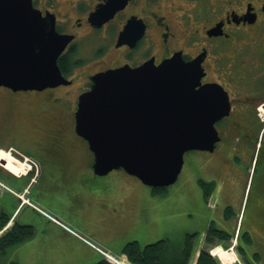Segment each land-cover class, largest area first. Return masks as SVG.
Returning a JSON list of instances; mask_svg holds the SVG:
<instances>
[{"label": "flooded vegetation", "instance_id": "af4514ba", "mask_svg": "<svg viewBox=\"0 0 264 264\" xmlns=\"http://www.w3.org/2000/svg\"><path fill=\"white\" fill-rule=\"evenodd\" d=\"M31 2L67 40L57 64L70 83L43 90L0 86V153L27 167L16 176L5 166L14 172L21 167L7 155L0 157V181L32 201L30 189L43 172L41 162L61 169L50 171L49 179L85 174L90 181L104 179L108 174L93 173L87 143L86 148L73 136L78 98L91 88L92 77L145 62L158 66L172 58L194 63L199 86L221 94L224 111L213 123L216 140L203 150H191L203 155L204 199L214 197L213 207L220 208L224 224L230 225L217 228L213 219L204 238L214 226L224 234L221 242H235L241 258L254 264L250 258L261 257L257 245L264 247V0ZM78 147L91 154L90 173L81 172L85 156L80 164L73 162L72 148ZM1 197L0 215L12 223L10 230L26 225L19 223L18 214L11 216L14 207H27L21 197L4 192ZM246 241L255 249L245 247Z\"/></svg>", "mask_w": 264, "mask_h": 264}, {"label": "water", "instance_id": "95a60500", "mask_svg": "<svg viewBox=\"0 0 264 264\" xmlns=\"http://www.w3.org/2000/svg\"><path fill=\"white\" fill-rule=\"evenodd\" d=\"M66 41L31 0H0V86L43 90L70 83L57 64ZM195 67L172 58L92 77L74 118L95 175L123 169L145 186L167 187L177 180L186 152L216 140L222 95L199 86Z\"/></svg>", "mask_w": 264, "mask_h": 264}, {"label": "rangeland", "instance_id": "374dc122", "mask_svg": "<svg viewBox=\"0 0 264 264\" xmlns=\"http://www.w3.org/2000/svg\"><path fill=\"white\" fill-rule=\"evenodd\" d=\"M73 136L77 142H81L82 146L87 148L84 139L76 134ZM82 155L85 156L83 149L72 148L73 162L80 164ZM10 159L22 167L23 163L13 157ZM202 159L201 152H186L177 180L155 196L150 187L141 183L137 186L129 185L130 196L127 216L124 214L122 219L123 225H121L120 215L115 216L116 214L112 220H102V216L106 213V206L97 202V197L93 194L96 192L95 190L90 192L88 184V190H84L81 186V179H49L50 171L58 173L61 169L57 164L52 166L41 162L43 172L30 189L32 201L27 200L22 193H16L23 198L24 203L32 202L55 219L58 217L54 215L55 213L62 215L61 221L88 242L81 240L76 235L73 236L76 240L65 235H47L44 231V214L28 207L23 209L20 207L17 210V213L20 211L18 213L19 223L33 225V234L27 240L8 246L3 252L0 251V264H94L99 260L108 264H117L116 260L131 264L125 255L120 254L122 247L129 242L136 241L140 247H143L148 243L167 238L172 243L178 244L183 241L186 235L196 234L189 262V264H194L195 256L205 245L204 233L209 222L216 219L217 228L230 227V225L224 224L220 208L213 207L214 197H211L209 202L204 199L200 184L203 176ZM5 168L17 176L25 174V170L14 172L13 169L6 166ZM47 179L49 180L47 181ZM11 188L13 189V187ZM82 196L86 197V203H81ZM3 198H0V205H3ZM245 200L246 197H244ZM2 209L8 210L7 207H2ZM234 214L237 212L233 211L232 219H230L231 227L235 225ZM11 224L7 223L6 228L3 227L4 230L0 229V238L10 230ZM105 224L107 226L103 228ZM122 229L123 231L120 233ZM250 246V250L255 249L254 245L246 241L245 247ZM257 246L260 248L261 257L256 256L257 259H250L254 264L259 261H261L260 264H263L264 247ZM219 247L232 257V264H247L237 252L234 243L217 242L209 246V250ZM97 248L105 253L108 252L113 260L104 256ZM214 257L217 259V256ZM218 261L220 264L222 263L220 260Z\"/></svg>", "mask_w": 264, "mask_h": 264}, {"label": "trees", "instance_id": "16d2710c", "mask_svg": "<svg viewBox=\"0 0 264 264\" xmlns=\"http://www.w3.org/2000/svg\"><path fill=\"white\" fill-rule=\"evenodd\" d=\"M165 190L164 187L151 188L152 194L155 196ZM6 225V219L0 215V229ZM33 234V228L29 225H18L8 231L0 238V251H4L6 247L21 243ZM196 234H188L181 243H172L169 239H160L156 242L148 243L143 247L136 241L125 244L120 250V254H124L131 264H189L193 253V240ZM212 238H216L214 240ZM224 240V234L211 226L207 230L204 239L205 245L199 251L195 264H220L218 259L209 253V246L214 243H220ZM95 264H108L100 261Z\"/></svg>", "mask_w": 264, "mask_h": 264}, {"label": "crops", "instance_id": "0c3cea01", "mask_svg": "<svg viewBox=\"0 0 264 264\" xmlns=\"http://www.w3.org/2000/svg\"><path fill=\"white\" fill-rule=\"evenodd\" d=\"M89 156H90L89 153L88 155L87 154L85 155L83 165L81 166L82 167L81 172H84V173L91 172L89 168L91 156L90 157ZM76 176L77 175H72L69 178L70 179H76V178L81 179L82 180L81 186L84 190H88L87 189V184H88L90 192L95 190L96 193H93V194L96 195L97 202L101 205L106 206V213L104 216H102V220L104 221L112 220V217L114 216V214H116L115 216L120 215L121 225H123V220H122L123 216L124 214L127 216V209H128L127 205H128L129 196H130L129 185L137 186L140 182L136 178L126 174L122 170H115L109 173L104 179L99 180L100 183L98 181H90L91 175L89 176V174H85L83 176L81 175V177L80 175L78 177ZM88 181H90V183H88ZM135 188L136 190H138L137 187ZM4 193H7L10 195V193L6 191H4ZM80 200H81V203L87 202L86 197H83V196L80 198ZM54 215L58 216L57 218L61 221L62 215H59L57 213H55ZM106 226L107 225L105 224L103 228H105ZM45 227L47 230L45 229ZM44 231H46L47 235H52V236L65 235V236H70L72 238L75 237L74 235L68 233L62 226L48 220L45 217H44ZM122 231L123 229L120 231V233ZM76 236L80 237L81 235L78 234Z\"/></svg>", "mask_w": 264, "mask_h": 264}, {"label": "bare ground", "instance_id": "6f19581e", "mask_svg": "<svg viewBox=\"0 0 264 264\" xmlns=\"http://www.w3.org/2000/svg\"><path fill=\"white\" fill-rule=\"evenodd\" d=\"M7 155L9 158H11L12 156H10L8 153L6 154L5 152H1L0 153V157H4L6 158ZM25 164L23 163V166L21 167V171L18 170L19 172H22V170H26L27 167L24 166ZM212 254H214L215 256H217L219 258V260H221V262L223 264H231L233 262V259L231 256H229L228 252H226L224 249H221L220 247L219 248H215L212 250ZM116 263L117 264H127L126 262H122V261H117L116 260Z\"/></svg>", "mask_w": 264, "mask_h": 264}, {"label": "built area", "instance_id": "2783aa9c", "mask_svg": "<svg viewBox=\"0 0 264 264\" xmlns=\"http://www.w3.org/2000/svg\"><path fill=\"white\" fill-rule=\"evenodd\" d=\"M108 256V255H107ZM109 257V256H108ZM110 258V257H109Z\"/></svg>", "mask_w": 264, "mask_h": 264}]
</instances>
